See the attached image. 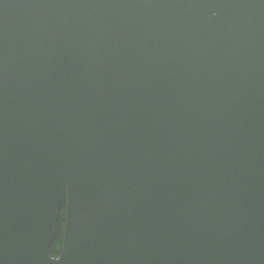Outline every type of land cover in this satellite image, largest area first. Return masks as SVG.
Masks as SVG:
<instances>
[{"label": "water", "instance_id": "95a60500", "mask_svg": "<svg viewBox=\"0 0 264 264\" xmlns=\"http://www.w3.org/2000/svg\"><path fill=\"white\" fill-rule=\"evenodd\" d=\"M0 264H264V0H0Z\"/></svg>", "mask_w": 264, "mask_h": 264}, {"label": "trees", "instance_id": "16d2710c", "mask_svg": "<svg viewBox=\"0 0 264 264\" xmlns=\"http://www.w3.org/2000/svg\"><path fill=\"white\" fill-rule=\"evenodd\" d=\"M67 195L64 198L62 208L59 213L58 221H57V238L55 240L53 250L55 253H59L63 246V238L65 234V220H66V205H67Z\"/></svg>", "mask_w": 264, "mask_h": 264}]
</instances>
